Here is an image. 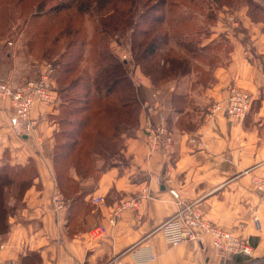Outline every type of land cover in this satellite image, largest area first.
Listing matches in <instances>:
<instances>
[{
	"label": "crops",
	"instance_id": "1",
	"mask_svg": "<svg viewBox=\"0 0 264 264\" xmlns=\"http://www.w3.org/2000/svg\"><path fill=\"white\" fill-rule=\"evenodd\" d=\"M218 10L206 41L223 35L230 48L227 62L212 69L214 81L192 88L190 81L179 79L154 88L142 76L147 96L138 127L123 134L120 161L100 174L70 218L67 205L57 211L52 204L58 103L36 102L30 112L35 125L17 132L9 122L8 99H0V165L32 160L38 172L8 218V231L0 235V264H22L32 252L39 256L37 264H106L116 256L149 253L154 257L148 264H264V193L253 180L264 176V101L259 93L264 74L252 61L264 56V15L243 3ZM230 85L252 95L249 111L239 119L221 108L210 117L212 105L223 101ZM176 98L186 104L174 107ZM158 123L171 133L168 149L146 136L145 127ZM192 137L203 143L195 144ZM169 188L176 189L178 198ZM124 197H136L137 207L109 222L114 205ZM181 203L200 206L205 219L238 233L252 253L221 256L208 235L201 242L171 244L159 227ZM95 225L105 227L104 235H90Z\"/></svg>",
	"mask_w": 264,
	"mask_h": 264
},
{
	"label": "trees",
	"instance_id": "2",
	"mask_svg": "<svg viewBox=\"0 0 264 264\" xmlns=\"http://www.w3.org/2000/svg\"><path fill=\"white\" fill-rule=\"evenodd\" d=\"M241 3L264 15V0H0V37L17 17L30 33L27 53L39 52L34 54L53 67L59 109L52 157L68 218L100 174L120 161L123 134L138 127L147 96L127 60L106 39L127 34L133 62L154 88L179 79L192 88L206 87L214 81L212 69L227 62L230 48L223 35L206 41L210 26L220 7L234 10ZM200 33L204 36L196 37ZM181 99H174V107L186 104ZM37 175L32 160L0 165V235ZM88 180L91 184L82 188ZM38 261L32 252L22 264Z\"/></svg>",
	"mask_w": 264,
	"mask_h": 264
},
{
	"label": "built area",
	"instance_id": "3",
	"mask_svg": "<svg viewBox=\"0 0 264 264\" xmlns=\"http://www.w3.org/2000/svg\"><path fill=\"white\" fill-rule=\"evenodd\" d=\"M128 52L122 51L121 58L127 59ZM252 61L258 66L264 74V56L252 57ZM53 67L51 63H45L39 75L33 79H27L21 82L11 83L3 76L0 69V99H8L12 114L9 122L12 127L21 132L22 129L29 130L35 125V121L31 118L30 112L36 102H44L54 104L57 102V93L52 80ZM137 76H134L136 79ZM139 79V77H138ZM140 82V80H139ZM264 101V85L259 90ZM252 95L237 85H230L223 101L216 102L212 105L209 115L210 117L216 110L223 108L227 116L235 118H243L249 111L252 104ZM146 136L149 142L168 149L172 144L171 133L164 123H158L154 126L145 127ZM197 145L202 144L201 140L197 141L195 137L190 139ZM256 188L264 193V176H256L253 178ZM165 183L170 181L169 177L164 180ZM143 191L147 193L144 188ZM172 197L178 198V192L175 188H169ZM97 197L94 201L99 200ZM52 204L55 210L61 211L65 208V201L58 188L52 194ZM138 199L136 197H124L117 201L114 205L109 222L114 223L125 210L137 207ZM182 204V203H181ZM257 221V220H256ZM168 237L171 244H177L182 241H199L201 242L205 235L209 236L210 243L215 251L225 256L232 253H242L250 255L252 247L248 242L235 231L224 229L218 225L208 221L203 216L200 206L195 203L182 204L177 213L161 223L159 227ZM105 227L103 225H95L90 230L92 237H100L104 235ZM152 253L143 258H124L116 256L111 258L106 264H148L153 260Z\"/></svg>",
	"mask_w": 264,
	"mask_h": 264
},
{
	"label": "rangeland",
	"instance_id": "4",
	"mask_svg": "<svg viewBox=\"0 0 264 264\" xmlns=\"http://www.w3.org/2000/svg\"><path fill=\"white\" fill-rule=\"evenodd\" d=\"M227 11L232 12L230 10ZM220 12L225 13L226 10H222ZM220 12L218 14H220ZM221 17H223V15ZM86 23L88 25L87 28L88 32L89 33L92 32L91 21H88V19H86ZM10 24L11 25L9 29L1 30L3 34V36L0 37V69L2 71V74L11 83L21 82L27 79H33L39 75L46 61L44 58L42 57L40 58L39 56H36L34 54L37 51L33 50V53H30L31 55L27 53L28 45H26V40L30 35L27 24H24V22L18 24L17 17H14L12 23ZM126 36L127 34L119 36L117 41H115V39L113 38L112 39L108 38L106 40H109L110 47L111 49H113V51H115V54L117 53L116 55L120 56L122 51L128 52L129 56L126 59L128 68L131 72L133 79L135 75L137 76V78L135 77L136 79H134L135 83L141 85V77L144 76V74L140 71L137 64L133 62V55L132 53L130 55V51L128 50L129 44L125 38ZM202 36H204V34L200 33L196 37H202ZM115 37L116 36H114V38ZM221 48L222 47H220V49ZM222 49L227 50V46L223 45ZM1 65L3 67V70L1 68ZM136 69H139L140 75L136 73L137 72ZM206 78L210 80L209 72L207 73ZM204 83L207 84V82ZM91 182L92 180L86 181V183L83 185L84 187L82 188L88 187L91 184Z\"/></svg>",
	"mask_w": 264,
	"mask_h": 264
}]
</instances>
